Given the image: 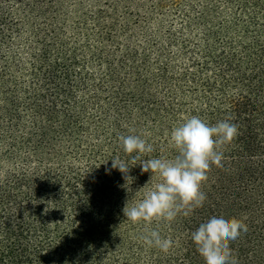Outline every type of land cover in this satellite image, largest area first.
Wrapping results in <instances>:
<instances>
[{"label":"trees","instance_id":"trees-1","mask_svg":"<svg viewBox=\"0 0 264 264\" xmlns=\"http://www.w3.org/2000/svg\"><path fill=\"white\" fill-rule=\"evenodd\" d=\"M193 115L237 126L205 199L130 222L159 180L139 163L174 158ZM128 134L152 151L125 153ZM211 214L247 225L236 264H264V0H0V264H204L191 233Z\"/></svg>","mask_w":264,"mask_h":264},{"label":"clouds","instance_id":"clouds-1","mask_svg":"<svg viewBox=\"0 0 264 264\" xmlns=\"http://www.w3.org/2000/svg\"><path fill=\"white\" fill-rule=\"evenodd\" d=\"M236 134L237 126L227 118L209 124L195 115L186 117L169 134V143L176 149L174 158L152 157L139 163L141 171L148 172L149 178L150 174H155L159 180L143 193L141 199L124 206L123 216L132 223L150 222L153 218L171 221L184 205L203 202L201 181L210 164H221L223 154L218 145L231 142ZM118 141L125 153L152 151L151 144L137 134L121 135ZM111 167L122 172L128 169L118 159H111ZM245 231L247 225L243 220L227 214H211L191 233V240L204 264H236L229 241ZM140 239L162 252L172 246L171 238L162 237L155 229H146Z\"/></svg>","mask_w":264,"mask_h":264}]
</instances>
